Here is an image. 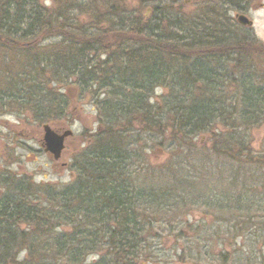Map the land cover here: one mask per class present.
<instances>
[{
    "label": "trees",
    "instance_id": "obj_1",
    "mask_svg": "<svg viewBox=\"0 0 264 264\" xmlns=\"http://www.w3.org/2000/svg\"><path fill=\"white\" fill-rule=\"evenodd\" d=\"M173 3L153 5L147 15L145 4L125 9L118 0H0L1 58L56 41L46 43V54L26 55L36 60L41 85L19 70V90L50 94L49 79L62 78L65 89L92 92L97 122L69 183L12 177L1 185L0 264H141L144 245L159 238L155 225L170 223L162 215L188 205L225 217L224 228L264 264V170L262 178L253 170L264 157L251 153L246 136L264 123V82L239 66L257 48L228 30L219 34L222 10L215 19L188 20ZM155 88L165 92L158 102L150 100ZM59 97L51 98L66 104L67 94ZM202 136L208 139L199 146ZM164 149L166 166L144 162V152ZM214 154L233 164L223 188L192 169ZM201 216L193 215L196 223ZM184 227L165 236H186ZM88 254L95 260L85 262Z\"/></svg>",
    "mask_w": 264,
    "mask_h": 264
},
{
    "label": "rangeland",
    "instance_id": "obj_2",
    "mask_svg": "<svg viewBox=\"0 0 264 264\" xmlns=\"http://www.w3.org/2000/svg\"><path fill=\"white\" fill-rule=\"evenodd\" d=\"M39 1L45 6H49L51 3V0ZM118 1L126 6L125 9L130 4L140 6L143 3L147 8L141 10L142 13L145 10L147 15H150L151 7L161 5L160 3L164 0H134L133 3L132 0ZM169 1H173L177 8L180 7L179 9L183 14L182 19L183 17L188 20L195 18V20L199 19L200 21L202 16L215 19L218 17L217 15L220 16V10H222L227 19L223 23L221 21L223 19H218L217 22L222 26L219 34L225 35L226 30H228L235 34L233 36L235 39L243 40V42L246 41V36L249 37L247 38L248 43L250 42L257 49L245 51L239 58L241 63L239 66L245 68L243 70L245 73H252L264 82V0H232V3L230 2L232 6H226L225 0ZM238 8L246 9L249 19L253 22L252 30L244 31L239 27L228 26V19L234 17V10ZM48 42L56 41L50 38L39 44L37 42L38 47L36 48L21 49L16 47L12 53L11 51L7 52V55L4 56L5 59L0 57V72L4 74L0 78V86H2L0 90H3L5 94L8 93V97H0V195L3 193L1 185L9 181L7 178L11 179L12 177L30 179L33 183H43L49 186H63L69 183L73 175L71 168L73 161L87 147L86 145L90 142L97 127L96 112L91 103L93 99L91 91L81 94L78 89L76 92L71 85H67L65 89L63 85L65 80L62 78L59 82L54 81V78L49 79L48 83L53 89L50 94L46 93L45 95L41 92L38 95L35 93L36 87L35 89L31 88V93L25 89L19 90L21 89L19 85L20 76H17L20 73L19 70L25 71L29 78L36 80V83L41 85V77L35 76L37 71L36 60L26 62L25 57L27 54H31L32 57L34 55V58L37 55L46 54L48 51H46L45 45ZM232 64L236 65L234 60L231 62ZM5 68H7V72ZM236 70L238 71L237 68ZM224 84H229L227 89L232 93L231 81L227 80ZM13 87H17L16 92ZM9 91H12V96H9ZM65 93L68 96L66 104L61 101L58 103L56 98H51L53 94L56 96L58 94V98H60L59 96ZM163 94L165 92L162 88H155L150 100L158 102L159 97ZM60 113L63 114L60 115ZM46 123L56 131L61 132L70 129L72 132L71 136L66 139L65 149L58 161L53 160L41 147L42 125ZM246 136L251 147V153L264 157V123L248 131ZM205 139L207 140L208 137H198L196 143L203 146L204 141L206 142ZM144 153L147 156L145 163L166 166L170 160L167 157L168 150L166 149L154 157L149 151ZM219 155L214 154L213 157L211 155L209 159H206L205 167H203V162L196 166L195 160L192 162L194 166L192 169L202 170L207 177L214 180L219 188H223L226 187L224 183L228 180V171L233 164L230 163V160ZM165 156L166 158H164ZM259 159L263 160L260 157ZM208 163L210 166L207 165ZM258 165H261L262 168L253 169L254 174L262 178L264 165L262 163L254 164V166ZM168 210L171 211L162 215L161 218H166L165 221L171 224L167 223L165 226L160 224L158 227L155 225L153 232L159 238H150L148 246L144 245L145 249L141 252L142 254L140 253L139 262L141 264H263L260 260L261 255L255 256L244 251V243H239V238H234L233 232H228V229L224 228L228 225L224 226L226 221L223 219L225 217L220 216V214L216 216L212 214L209 218L207 217L209 214L204 212L201 207H189V205L185 208H178V210L174 208H168ZM193 215L197 217L202 215L204 220L200 218L202 220L196 223ZM183 224L187 227H184ZM177 225L186 229V236L166 237L165 235ZM196 226H199L198 229ZM209 229L218 230L220 237L216 238L217 235L214 234V231L210 234L207 231ZM196 236H202L199 237L202 241L200 246L194 242ZM186 241L192 244H188ZM24 252L20 253L18 258H23ZM95 258L96 255L88 254L84 257V261L89 263Z\"/></svg>",
    "mask_w": 264,
    "mask_h": 264
},
{
    "label": "water",
    "instance_id": "obj_3",
    "mask_svg": "<svg viewBox=\"0 0 264 264\" xmlns=\"http://www.w3.org/2000/svg\"><path fill=\"white\" fill-rule=\"evenodd\" d=\"M236 20L239 24L250 25L251 21L245 15H237ZM42 147L44 152L50 153L53 160H58L64 149V140L72 134L70 129L61 133L53 130L48 124L42 125Z\"/></svg>",
    "mask_w": 264,
    "mask_h": 264
},
{
    "label": "flooded vegetation",
    "instance_id": "obj_4",
    "mask_svg": "<svg viewBox=\"0 0 264 264\" xmlns=\"http://www.w3.org/2000/svg\"><path fill=\"white\" fill-rule=\"evenodd\" d=\"M234 11H235V15H234V17H232V19L230 18V20L236 25V27H239L240 29H243L244 31L252 30V24H253V22H252L251 19H250V21H251L250 25H245V26L239 24L236 21V19H235L237 15H241V14H244V15H246L248 17L247 12H246V9L238 8V9H235ZM245 38L247 39L249 37L246 36Z\"/></svg>",
    "mask_w": 264,
    "mask_h": 264
}]
</instances>
